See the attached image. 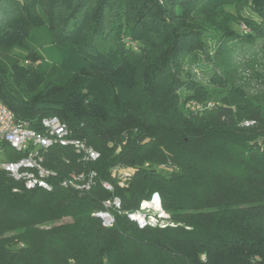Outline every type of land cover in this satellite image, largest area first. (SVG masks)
Wrapping results in <instances>:
<instances>
[{
    "label": "trees",
    "instance_id": "obj_1",
    "mask_svg": "<svg viewBox=\"0 0 264 264\" xmlns=\"http://www.w3.org/2000/svg\"><path fill=\"white\" fill-rule=\"evenodd\" d=\"M9 51L0 96L17 119L58 116L101 156L46 154L60 179L97 172L84 194L0 172V264H264V0H0ZM203 55L206 82L190 69ZM155 192L174 224L141 228L125 212ZM114 196L108 227L94 213Z\"/></svg>",
    "mask_w": 264,
    "mask_h": 264
},
{
    "label": "built area",
    "instance_id": "obj_2",
    "mask_svg": "<svg viewBox=\"0 0 264 264\" xmlns=\"http://www.w3.org/2000/svg\"><path fill=\"white\" fill-rule=\"evenodd\" d=\"M241 29L248 33L249 27L241 24ZM213 102L208 103L212 107ZM254 121H245L246 125ZM41 129L30 125L29 121L17 119L15 112L9 108L0 96V144L9 145L15 152L23 155L18 159L0 158V172H6L11 178L20 182L26 189L42 188L52 191L55 180L65 188L73 189L81 194L92 190L97 182L95 170H73L63 178H59L58 171L45 164L46 154L52 147H71L78 155L79 160L84 163L96 161L101 153L84 138L75 136L69 125L58 116H47L41 120ZM171 164V163H170ZM168 164V165H170ZM163 166H167L163 164ZM131 173L120 176V185H125ZM103 186L108 190H114L110 181H103ZM15 190H18L16 188ZM155 203L151 200H143L136 210L126 211L127 216L135 221L139 227L173 225L170 214L166 212L161 202ZM122 212V201L120 197L114 196L103 201L102 209L94 214L102 219L105 226L111 227L115 224L116 213Z\"/></svg>",
    "mask_w": 264,
    "mask_h": 264
},
{
    "label": "rangeland",
    "instance_id": "obj_3",
    "mask_svg": "<svg viewBox=\"0 0 264 264\" xmlns=\"http://www.w3.org/2000/svg\"><path fill=\"white\" fill-rule=\"evenodd\" d=\"M241 24H246L247 23L245 21H242L240 22V24H238L240 26V31L241 32H244L242 29H241ZM237 27V24L235 25ZM248 26V25H247ZM249 27V26H248ZM250 29V28H249ZM245 33V32H244ZM249 33V32H248ZM133 45H135L134 43H131ZM44 54L45 56L50 60L52 58V55H50V52L48 51V48H44ZM53 53V52H52ZM12 54V51H9V52H5L4 54L1 55V59L5 62L7 61V56L11 55ZM55 55V52L53 53ZM248 58V56L246 54L242 55V57H238V60H246ZM207 59L205 58V56L203 55L201 57V62L200 63H193L190 65V69H192L194 71V73L196 74V77L198 80L200 81H203V82H206L207 81V74L206 72L208 71L206 66L208 65V62L206 61ZM30 60H28L29 62ZM27 63V62H26ZM250 70L249 69H246L245 68V75L247 76L248 72ZM255 83V82H254ZM15 153V150L13 148H11L10 146L8 145H4V144H0V158H8V155L9 154H13ZM121 170V169H120ZM124 173H132V168H124L122 169L120 172H119V175L121 176L122 174ZM65 220H70V218H66Z\"/></svg>",
    "mask_w": 264,
    "mask_h": 264
},
{
    "label": "water",
    "instance_id": "obj_4",
    "mask_svg": "<svg viewBox=\"0 0 264 264\" xmlns=\"http://www.w3.org/2000/svg\"><path fill=\"white\" fill-rule=\"evenodd\" d=\"M151 201L153 202H161V195L159 192H155Z\"/></svg>",
    "mask_w": 264,
    "mask_h": 264
},
{
    "label": "bare ground",
    "instance_id": "obj_5",
    "mask_svg": "<svg viewBox=\"0 0 264 264\" xmlns=\"http://www.w3.org/2000/svg\"><path fill=\"white\" fill-rule=\"evenodd\" d=\"M155 203H158V202H155ZM155 203H148L149 205H153V204H155ZM155 205H157V204H155Z\"/></svg>",
    "mask_w": 264,
    "mask_h": 264
}]
</instances>
